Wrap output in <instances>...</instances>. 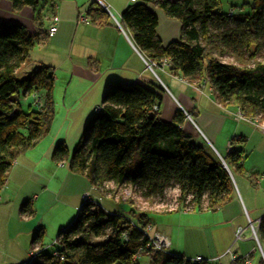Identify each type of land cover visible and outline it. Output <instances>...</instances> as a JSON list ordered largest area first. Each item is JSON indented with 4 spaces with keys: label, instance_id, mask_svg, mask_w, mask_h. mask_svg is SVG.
Segmentation results:
<instances>
[{
    "label": "trees",
    "instance_id": "16d2710c",
    "mask_svg": "<svg viewBox=\"0 0 264 264\" xmlns=\"http://www.w3.org/2000/svg\"><path fill=\"white\" fill-rule=\"evenodd\" d=\"M8 1L15 12L38 5V0ZM129 3L119 23L147 61H166L168 72L189 83L203 80L221 107L237 108L244 118L264 122V0H251L234 14L231 8L218 11L221 0ZM149 5L179 23L177 40L162 45ZM86 14L93 25H107L109 16L97 2H91ZM35 41L36 35L23 25L0 18V190L16 157L48 135L54 117L53 68L39 64L15 77ZM162 92L159 84L112 82L70 154L64 142L54 145L51 160L67 162L71 173L84 176L104 205L91 196L81 200L73 221L57 232L52 251L46 254L36 246L28 264H138L141 256L149 264H211L145 248L143 229L153 213L137 209L131 198L114 200L116 189L127 185L152 204L171 183L178 190L174 211H215L235 197L231 176L244 173L242 150L232 145L221 157L223 164L205 141L199 143L180 129L184 116L179 111L172 122L163 121L158 114ZM33 94L41 106L28 103L22 108L20 98ZM107 183L113 189L105 196ZM19 212L31 214V204L23 202ZM258 230L264 234V220ZM89 235L104 240H84ZM41 238L38 231L31 243Z\"/></svg>",
    "mask_w": 264,
    "mask_h": 264
},
{
    "label": "crops",
    "instance_id": "0c3cea01",
    "mask_svg": "<svg viewBox=\"0 0 264 264\" xmlns=\"http://www.w3.org/2000/svg\"><path fill=\"white\" fill-rule=\"evenodd\" d=\"M91 2L46 0L39 9L23 7L15 12L10 1L0 0L2 20L17 22L36 35L22 65L51 66L54 76L50 131L33 149L16 157L0 190V264H28L29 253L36 246L47 254L43 239L32 244L33 236L38 231L42 237L48 231L57 234L69 225L82 194L94 189L84 176L71 173L67 162L57 164L50 155L59 141L70 154L94 108L100 106L104 92L115 81L159 84L163 92L158 114L163 121L172 122L179 111L184 116L180 129L199 143L211 144L220 157L226 154V143L231 140L234 149L242 150L244 173L231 176L235 197L229 203L215 211L153 213L149 232L169 240L167 253L186 259L200 257L211 264H231L229 256L233 254L237 264H245V259L247 264H264V234L258 230L264 220V129L254 120H234V109L221 107L203 80L189 83L166 68L149 70L145 57L119 23L128 0H104L109 19L103 27L89 22L86 12ZM148 8L157 17L156 34L162 45L177 40L179 23L156 7ZM55 14L56 31L48 35ZM29 99L22 101L27 104ZM90 196L102 205L93 192ZM26 201L31 204L29 215L19 212ZM248 221L256 227L258 246ZM138 264H149V260L141 256Z\"/></svg>",
    "mask_w": 264,
    "mask_h": 264
},
{
    "label": "rangeland",
    "instance_id": "374dc122",
    "mask_svg": "<svg viewBox=\"0 0 264 264\" xmlns=\"http://www.w3.org/2000/svg\"><path fill=\"white\" fill-rule=\"evenodd\" d=\"M45 1L46 0H38L37 9H39V7L41 5H43V3H45ZM102 1L104 2V0H102ZM250 2H251V0H221L220 6L218 7V11L228 12V9L231 8L233 10V14H234V12L237 10L238 7L244 5L245 3H250ZM31 57L33 58V56H31ZM225 59H228V57H226ZM29 62H31V61H29ZM33 69H34V67H31L30 63L29 64L26 63L17 69V71L15 73V77L20 79V78L24 77L28 72L32 71ZM37 95L38 94H36V95L33 94L31 97H28V98H30L28 103L31 104L33 107L36 106L37 104H38V107L41 106L39 99L36 98ZM20 100H21L20 101L21 107L24 108L23 105L26 104V102H24L25 97H21ZM22 100H24V101H22ZM220 153L222 154V152H220ZM105 189L107 190L105 196H108L109 191L111 189H113V185L107 183L105 185ZM88 192L92 193L93 192L92 188ZM177 196H178L177 187L171 183L165 188L162 196L154 197L152 199V201H153L152 204H147L146 198L144 196H142V194L138 190H136V189L133 190L132 188H129L127 185H123V186L119 187L118 189H116V191L114 193V200H124L126 198H131L134 201L133 205H135V207L141 211L146 210V211H150L152 213H162V212H167V211H174L175 209L178 208ZM100 201H101L102 205H104V202L101 199H100ZM196 212H198V211H196ZM44 221H48V220H46L44 218ZM55 236H56V232L51 233L50 231H48L41 238V239H43L44 246H47V248L45 249V252H47L48 254L53 249L50 246H51V243L53 242ZM84 240L89 241L91 243H101L104 240V238H102V237L96 238L93 235H89L88 237L86 236L84 238ZM257 246H258V243H257ZM171 250H173V249H171Z\"/></svg>",
    "mask_w": 264,
    "mask_h": 264
},
{
    "label": "built area",
    "instance_id": "2783aa9c",
    "mask_svg": "<svg viewBox=\"0 0 264 264\" xmlns=\"http://www.w3.org/2000/svg\"><path fill=\"white\" fill-rule=\"evenodd\" d=\"M93 1L97 2L104 11L108 12L107 7H106V5L104 4V2L102 0H93ZM134 1H136V0H129V2H134ZM80 20H85V18L80 16ZM57 22H58V17L55 14V15L52 16L51 24H50V26L47 29L48 35L53 34L56 31ZM145 65L147 66V68L149 70L152 71L153 68H158L160 70H163L168 65V63L166 61H162L160 64L156 65L154 63H151V62L145 60ZM154 109H156L155 106H154ZM98 111H99V106L94 108V112H98ZM232 116H233V119L236 120V121L244 119L243 115L240 113L239 109H237V108H234V110L232 112ZM259 125H260L261 128L264 129V122L260 123ZM208 145L212 148L211 144L208 143ZM231 149H232V144H231L230 141H228L226 143V152L231 151ZM221 161L224 164L222 159H221ZM89 198H90V193L89 192H84L82 194V196H81V200L83 202H86ZM247 225H248V227H249V229L251 231L252 238L257 242V233H256L255 225L253 223L249 222V221H248ZM149 231H150V226H147L145 229H143L144 235L148 238V242H147L145 248L151 249L152 251H161V252H163V251H165L166 249L169 248V240L165 236H163L162 234H159L157 232L150 233ZM35 251L36 250H34L33 252L29 253L30 260L35 255ZM141 252L142 251L140 250L139 253H141ZM229 257H230V263L231 264H237L236 256H234L233 254H230ZM201 260L202 259L200 257H195L193 259V261H197V262H199ZM244 263L247 264L248 261L245 259Z\"/></svg>",
    "mask_w": 264,
    "mask_h": 264
},
{
    "label": "water",
    "instance_id": "95a60500",
    "mask_svg": "<svg viewBox=\"0 0 264 264\" xmlns=\"http://www.w3.org/2000/svg\"><path fill=\"white\" fill-rule=\"evenodd\" d=\"M211 148V147H210ZM212 149V148H211ZM213 150V149H212ZM214 151V150H213ZM215 152V151H214ZM215 154L217 155V157L219 158V160H221L222 158L215 152Z\"/></svg>",
    "mask_w": 264,
    "mask_h": 264
}]
</instances>
